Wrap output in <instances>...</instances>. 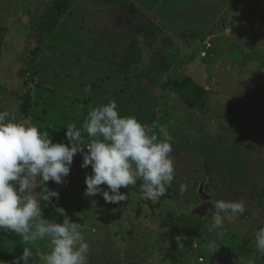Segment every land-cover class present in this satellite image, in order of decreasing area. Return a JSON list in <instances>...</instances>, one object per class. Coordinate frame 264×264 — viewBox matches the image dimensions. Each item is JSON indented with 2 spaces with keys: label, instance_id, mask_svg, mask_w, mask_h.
<instances>
[{
  "label": "rangeland",
  "instance_id": "rangeland-1",
  "mask_svg": "<svg viewBox=\"0 0 264 264\" xmlns=\"http://www.w3.org/2000/svg\"><path fill=\"white\" fill-rule=\"evenodd\" d=\"M6 1L0 0L1 7ZM22 2L19 38L9 34L1 47L10 51L11 45L26 57L36 38L30 33L39 29L37 21L45 19L52 0ZM42 35L41 50L30 62L34 70L40 63L34 82L18 78L10 65L8 78L16 77L0 84V111L16 119L19 97L28 91L36 98L35 117L23 122L53 142L67 143V125L82 130L92 107L115 101L119 115L134 116L160 139L164 128L173 147L170 186L177 194L165 191L154 199L141 194L140 206L138 194L124 188L126 201L106 203L97 194L91 203L84 195L91 167H81L79 152L64 183L47 182L49 189L66 187L58 191L59 200L66 198V214L81 225L87 264H257L260 254L234 249L243 236L255 246L253 232L264 227V0H74ZM187 75L205 90L199 109L158 88L168 76L183 81ZM183 91L190 94L188 87ZM199 183L213 203L243 201L246 216L221 213L218 229L215 213L200 221L193 213ZM70 199L89 201L97 216ZM10 237L14 264L27 245L13 232ZM48 251L46 240L37 242L31 264H42L39 256Z\"/></svg>",
  "mask_w": 264,
  "mask_h": 264
},
{
  "label": "clouds",
  "instance_id": "clouds-1",
  "mask_svg": "<svg viewBox=\"0 0 264 264\" xmlns=\"http://www.w3.org/2000/svg\"><path fill=\"white\" fill-rule=\"evenodd\" d=\"M159 131L163 139L134 116L119 115L115 101L92 107L82 130L67 125V143L53 142L37 126L0 111V230L15 233L27 245L14 264H31L33 248L45 240L49 251L39 256L42 264H87L89 245L81 225L63 207H56L63 217L60 222L44 218L41 208V201L59 199V192L49 189L47 182L64 183L78 152L83 157L81 167H91L85 175V196L99 194L106 203L118 204L127 200L120 189L135 186L138 180L144 199L163 195L174 180L175 167L170 138L164 128ZM38 186L46 189L41 199L33 195ZM213 206L216 229L223 223L221 213L232 218L245 211L243 201L219 200ZM254 235L256 248L264 253V227Z\"/></svg>",
  "mask_w": 264,
  "mask_h": 264
},
{
  "label": "trees",
  "instance_id": "trees-1",
  "mask_svg": "<svg viewBox=\"0 0 264 264\" xmlns=\"http://www.w3.org/2000/svg\"><path fill=\"white\" fill-rule=\"evenodd\" d=\"M73 1L74 0H52L51 4H49L50 7H48V6H47L48 8L46 7L47 14L45 16V19L41 18L39 21H37V25H38L39 29L38 28H36L34 30L32 29L30 35H31V39L36 36L35 42L32 43V46H31V42H29V44L27 43L28 46L26 47V49L29 50V53L27 54V56L25 58H23V64L25 67L19 69V76L18 77L24 79V82L26 80H28V78H31L32 81L34 82V78H33L34 75L33 74H35V73L33 71H35V70L38 71L40 63H38L37 67L35 66V70H34V69H31L32 66H31L30 62L33 59L32 55L35 53H38L41 50V44H42L43 39H44L42 34L45 33L46 31H48V29H50L52 27V25L56 24L57 17L60 14H64L69 9V7L72 5ZM0 31H2V28H0ZM2 33L3 32H0V35ZM167 68H170V65ZM173 78L174 77L168 76L166 80H161L159 82L160 85H158V88L163 89V90L169 89L171 91L176 92L179 95L180 99H182L191 109L194 108L195 106L197 109H199L200 106L203 104V102L201 101V98L205 94L204 88L197 85V83L194 80L190 79V76H188V75L182 79L183 81H179L178 79H173ZM35 85L44 86V82L40 81V83H39V82L35 81ZM185 87H188V91L190 94L184 93L183 90ZM20 99L22 100L21 103L23 106L21 105V107L18 106V108H16V113H17L16 114V120L23 122V120H25V119L35 117V115L33 113V107L36 104V98H34V96L30 94V92L26 91L24 94H22L19 97V101H20ZM201 102H202V104H201ZM19 104H20V102H19ZM159 119H160V117H159ZM155 124H157V123H155ZM60 131L63 132L64 131L63 128H61ZM149 132L154 133L152 130H149ZM58 136L59 135L54 136V138L58 137ZM158 137H160V135H158ZM53 183L54 182H52V184ZM140 183L141 182L138 180L137 184L135 186H129V187L123 189L125 192L126 191L127 192L132 191V192H136L138 194L139 200L137 201L136 205H139V206L141 204H143V200L140 198V196L142 194L140 191ZM49 185H51V184H47L48 188H49ZM59 185H57V186H59ZM65 188L66 187H61L60 189L57 188L55 190H57L59 192H64ZM45 191H46V189H43V186L38 187L37 191L34 192L33 195L37 199H41L42 196L45 194ZM166 193H168V194L172 193L173 195L177 194V192L175 191V188L173 186H166ZM196 196H197V193H196ZM91 198L92 197H89L88 200L91 201V203L95 202V201H92ZM52 200H53L52 202L51 201L50 202L41 201V208L43 211V216H44V218H47L49 221L60 222V219L56 220V218H55L58 215L57 214L58 210L56 209V207H63L64 210H66V212H68L69 203H68V201H66V198H65V201H63V199L57 200L56 198H52ZM71 201L73 203L84 202L85 204L82 206V211L83 212H87V211L92 212L93 215L97 216L98 213L96 214V209H97L96 206L88 203L89 201H85V200H80L77 202L73 201V200H71ZM152 206H153V204H152ZM98 212H99V210H98ZM241 216L245 217L246 215H244V213H243V215L241 214ZM204 217H200V221L204 220L203 219ZM97 219L98 218H96L95 221H97ZM93 226L97 227V229H98L97 223L93 224ZM203 226L206 227V225H203ZM207 229H210V228H207ZM253 235H254V232H253ZM10 236H11L10 231L0 230V264H9L12 260V256L10 254L11 246H9V240H11ZM242 238H243L242 241L239 239L241 245H237L234 250H236L238 247H241V249H239V248L237 249V253L239 255L247 254V253L250 254L252 252L258 253L260 255H255V256L259 257L258 259L255 258L257 261V264H264V254L259 252L257 248H254L255 246L250 242V239H249L250 237L243 236ZM220 243H222V242H220ZM213 251H214V255L216 257L218 254V252H217L218 249L215 247L213 249ZM252 258L253 257H251V259ZM260 260L262 262L259 263ZM224 264H228V261H225Z\"/></svg>",
  "mask_w": 264,
  "mask_h": 264
},
{
  "label": "crops",
  "instance_id": "crops-1",
  "mask_svg": "<svg viewBox=\"0 0 264 264\" xmlns=\"http://www.w3.org/2000/svg\"><path fill=\"white\" fill-rule=\"evenodd\" d=\"M6 2H9V4L5 3L3 7H1L0 5V14H3V17H0V28H2V31L0 32H3L4 34L3 35L4 38L0 40V84L7 83L9 79L16 77L13 76L12 78H8L9 77L7 75L9 71L8 67L10 65L12 66V68L15 66L16 69L15 75H17V77L19 76V69H20L19 64L23 66L22 62H23V58L25 57L23 56V54L20 57L19 51L18 50L13 51L11 45L8 46L9 48H11L10 51L8 49L3 50L1 47V44L2 43L4 44L3 41H5L10 36L9 34H13V36L15 34L16 37L19 38V33H17L19 31V9L23 10L25 6L23 2L20 6L19 0H7ZM133 9H135L134 6ZM23 14L24 13L21 14L20 19L22 18ZM226 32H228V29L226 27H223V33Z\"/></svg>",
  "mask_w": 264,
  "mask_h": 264
},
{
  "label": "water",
  "instance_id": "water-1",
  "mask_svg": "<svg viewBox=\"0 0 264 264\" xmlns=\"http://www.w3.org/2000/svg\"><path fill=\"white\" fill-rule=\"evenodd\" d=\"M199 204L193 209V213L199 217H204L207 213H215L214 203L211 196L205 192L203 184L200 183L197 190Z\"/></svg>",
  "mask_w": 264,
  "mask_h": 264
},
{
  "label": "built area",
  "instance_id": "built-area-1",
  "mask_svg": "<svg viewBox=\"0 0 264 264\" xmlns=\"http://www.w3.org/2000/svg\"><path fill=\"white\" fill-rule=\"evenodd\" d=\"M206 47H207V49L208 48H210L211 46H210V43H207L206 44ZM206 55V51H203L202 53H201V56H205Z\"/></svg>",
  "mask_w": 264,
  "mask_h": 264
},
{
  "label": "flooded vegetation",
  "instance_id": "flooded-vegetation-1",
  "mask_svg": "<svg viewBox=\"0 0 264 264\" xmlns=\"http://www.w3.org/2000/svg\"><path fill=\"white\" fill-rule=\"evenodd\" d=\"M198 204H199V201H198Z\"/></svg>",
  "mask_w": 264,
  "mask_h": 264
}]
</instances>
